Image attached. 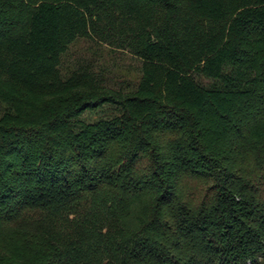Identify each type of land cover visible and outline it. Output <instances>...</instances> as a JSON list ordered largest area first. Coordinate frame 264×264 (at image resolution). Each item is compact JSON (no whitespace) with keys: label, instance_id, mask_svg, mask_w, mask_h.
<instances>
[{"label":"trees","instance_id":"16d2710c","mask_svg":"<svg viewBox=\"0 0 264 264\" xmlns=\"http://www.w3.org/2000/svg\"><path fill=\"white\" fill-rule=\"evenodd\" d=\"M0 264H264V0H0Z\"/></svg>","mask_w":264,"mask_h":264},{"label":"rangeland","instance_id":"374dc122","mask_svg":"<svg viewBox=\"0 0 264 264\" xmlns=\"http://www.w3.org/2000/svg\"><path fill=\"white\" fill-rule=\"evenodd\" d=\"M91 46V43L88 40H81L80 42L76 43L70 49L71 55L69 57V62H72L76 59H79L81 56H91V52H88L86 49ZM96 47V46H95ZM108 47H104V59L108 64V67L112 69V75L117 78H130L135 76L136 72V64L137 62L135 59H132L131 55L117 52L111 53L108 50ZM109 72V71H108ZM204 83H208V80L203 78ZM97 113H88L85 115V119L92 120L93 118L97 117Z\"/></svg>","mask_w":264,"mask_h":264}]
</instances>
